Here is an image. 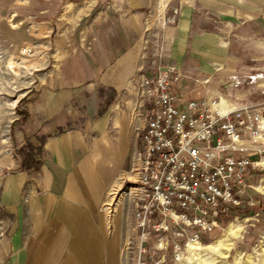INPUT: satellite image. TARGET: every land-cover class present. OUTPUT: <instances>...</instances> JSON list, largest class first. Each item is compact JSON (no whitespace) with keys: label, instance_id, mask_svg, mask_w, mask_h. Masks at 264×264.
Returning <instances> with one entry per match:
<instances>
[{"label":"crops","instance_id":"obj_1","mask_svg":"<svg viewBox=\"0 0 264 264\" xmlns=\"http://www.w3.org/2000/svg\"><path fill=\"white\" fill-rule=\"evenodd\" d=\"M20 49L39 73L21 122L12 105L0 106V264H121L129 228L139 233L131 201L114 190L112 215L103 206L138 147L131 113L140 73L172 67L183 100L230 99L244 118L264 111V102L220 88L246 67L264 83V0H0V96L3 62ZM242 140L245 151L221 155L257 162L250 184L264 168V130ZM25 143L41 146L36 169L22 166Z\"/></svg>","mask_w":264,"mask_h":264},{"label":"built area","instance_id":"obj_2","mask_svg":"<svg viewBox=\"0 0 264 264\" xmlns=\"http://www.w3.org/2000/svg\"><path fill=\"white\" fill-rule=\"evenodd\" d=\"M179 78L175 68H156L151 77L140 73L132 83L138 147L125 176V190L141 241L153 237L163 249L168 233L185 245L200 243L212 233L218 217L228 216L243 202L252 205L243 200L252 189L245 177L259 164L221 152L245 151L242 136L254 143L264 130V111L246 112L244 118L234 107L213 108L218 100H183L173 91ZM179 249L173 240L171 250Z\"/></svg>","mask_w":264,"mask_h":264},{"label":"rangeland","instance_id":"obj_3","mask_svg":"<svg viewBox=\"0 0 264 264\" xmlns=\"http://www.w3.org/2000/svg\"><path fill=\"white\" fill-rule=\"evenodd\" d=\"M12 23V22H11ZM36 39H38L36 37ZM27 51L26 49H22ZM20 49L18 58L13 59L10 55H7L6 60L3 62L2 71L3 77L8 78V87L4 85V91L1 94L0 106H2L3 111L5 109L11 108L13 106V115L19 122L23 120V115L25 114V107L27 103V98L33 92L32 77L38 76L39 70L36 68L34 71H29V64L27 55L29 52L23 53ZM243 63L245 66L250 64V53H242ZM41 56V55H40ZM4 57V59H5ZM10 63L12 68H7ZM242 74L237 69L236 71L232 69L226 76L228 81L226 84H221L220 88L222 93L230 94L233 97L235 92H243L244 99L241 102H264V83L256 81L252 78V70L249 67L244 69ZM33 75V76H32ZM10 81H13L11 83ZM228 88V89H226ZM29 90V91H28ZM227 90V91H226ZM106 94L107 100L110 99L111 94L108 91H103ZM30 96V97H31ZM229 97V98H230ZM221 99V98H220ZM217 100V99H215ZM224 100L226 102H230ZM232 100V99H231ZM214 101V100H212ZM232 102V101H231ZM237 102V100H236ZM27 143L20 147V150L25 147ZM23 154V152H22ZM24 155V154H23ZM224 155V154H223ZM244 156L239 154V157ZM264 165V163H262ZM261 167V166H259ZM250 185L252 189H248L243 200H250L252 205H241L238 210H235L232 214L228 216H220L217 219V225L210 233L209 237H203L201 242L198 243L201 250L198 251L199 258L194 260L191 259L189 253H187L184 240L176 237L172 233L167 235V247L163 249V245L158 243H153V237L149 240L143 242L141 241L139 233H135L133 228L130 229V239L121 244L122 247V258L121 264H264V190H258L259 186H264V168H259L257 174L253 175L250 179ZM120 185V181H116L113 186L108 191V196L106 202L103 206L106 215H110L108 208L113 211V206H110L113 199L112 193L116 190V196H119L126 189V184ZM109 205V206H108ZM118 211L119 223L122 225L124 219L126 218V213ZM126 208V206H125ZM112 214V213H111ZM127 219V218H126ZM230 226L238 227V231L235 235L228 233V228ZM129 232V231H128ZM190 232V231H188ZM129 234V233H128ZM178 242L180 249L177 253H173L171 250L172 241ZM223 240L222 245L217 249H210L207 246L216 241ZM162 247V248H160ZM206 247V248H205ZM187 258V259H186ZM190 258V259H189Z\"/></svg>","mask_w":264,"mask_h":264},{"label":"bare ground","instance_id":"obj_4","mask_svg":"<svg viewBox=\"0 0 264 264\" xmlns=\"http://www.w3.org/2000/svg\"><path fill=\"white\" fill-rule=\"evenodd\" d=\"M212 107L215 108V109H217V110H219V111H224V110H226V108L228 107V102L224 101V99L221 98V99H219L218 101H216V102L212 105ZM258 190H261V191L264 190V186H259V187H258ZM238 230H239L238 227L236 228V227H234V226H230V227L228 228V233H229V234H233V235H235V234L237 233ZM222 241H223V240H222ZM222 241H221V240H216V241L210 243V244L207 246V248H210V249H211V248H212V249H217L219 246L222 245ZM185 246H186L187 253H189V255H190L189 257H190L191 259L196 260V259L199 258L198 251L201 250V247L199 246L198 243H196V242H188ZM205 248H206V247H205ZM190 258H189V259H190ZM186 259H187V258H186Z\"/></svg>","mask_w":264,"mask_h":264},{"label":"trees","instance_id":"obj_5","mask_svg":"<svg viewBox=\"0 0 264 264\" xmlns=\"http://www.w3.org/2000/svg\"><path fill=\"white\" fill-rule=\"evenodd\" d=\"M39 143H42V138L38 139ZM21 152L24 154L23 158V168L25 170L27 169H36L38 168L41 159H40V154H41V146L40 145H34L31 143H27L24 148L21 149ZM239 208H235L231 210L232 214L235 210H238Z\"/></svg>","mask_w":264,"mask_h":264}]
</instances>
